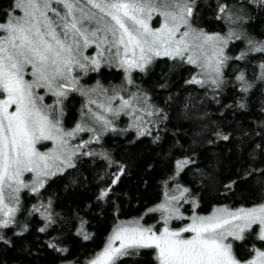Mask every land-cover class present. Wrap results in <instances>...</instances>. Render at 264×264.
Segmentation results:
<instances>
[{
  "label": "snow or ice",
  "instance_id": "snow-or-ice-1",
  "mask_svg": "<svg viewBox=\"0 0 264 264\" xmlns=\"http://www.w3.org/2000/svg\"><path fill=\"white\" fill-rule=\"evenodd\" d=\"M161 64L167 72L154 80ZM113 70L119 82L105 83ZM177 76L183 92L172 90ZM229 88L237 95L221 105ZM206 102L221 105L222 119ZM254 109L255 127L240 120ZM220 143L228 158L206 159ZM141 145L152 157L145 174L159 183L152 206L132 215L126 182L140 171L132 146ZM225 165L235 178L218 177ZM253 180L264 192V0H10L0 9V264H16L9 253L27 264L49 254L59 264H264V202L201 214L206 196L227 200ZM93 221L111 231L82 262L73 238L92 240Z\"/></svg>",
  "mask_w": 264,
  "mask_h": 264
},
{
  "label": "trees",
  "instance_id": "trees-1",
  "mask_svg": "<svg viewBox=\"0 0 264 264\" xmlns=\"http://www.w3.org/2000/svg\"><path fill=\"white\" fill-rule=\"evenodd\" d=\"M10 3V0H0V9L6 8L8 4ZM160 63L159 61L157 62ZM258 63V61H253V66H255ZM258 71V69H257ZM162 72H167V68L164 67L162 64L155 68L154 77L153 79H158L161 76ZM249 74H251V69H249ZM120 74L115 72L113 70L112 72H106L105 78L113 77V78H119ZM119 80H117V83ZM186 86L183 85L182 80L179 76L176 77V79L172 82V90L173 91H180L183 92L184 88ZM195 87V86H191ZM199 94L201 98H203V90L196 89V92L193 93V95ZM236 93L232 89H227L225 93L220 97L221 105L231 104L233 103V100L236 97ZM76 99V97H75ZM221 105H217L212 102H206V107L209 113H211L214 117L217 119H222L219 117V113L217 109H220L221 111L223 108ZM75 105V100L72 104L69 105L68 108V116L66 117V120L69 122L77 115V109ZM225 115L229 116V120L223 121L224 126H227L229 123L232 122L233 117L231 116L230 112H226ZM239 116V113H237ZM259 109H254L253 113L251 115L241 116L240 120H243L245 124H252L253 127L257 123H259ZM239 123V121H236ZM122 138H116L113 139L111 148L112 151L118 155L123 156L124 153L121 151V147L119 144V140ZM134 151L143 153V159L140 162V171L136 173V175L129 178V180L126 182V191L129 192V194L134 198L133 203L131 205L132 207V215L141 214L143 210L147 207H151L153 200H154V193L156 191V187L158 185V181L154 179L150 174H145V166L146 164L151 160V156L147 151V148L145 145H141L139 148H136V146H132ZM214 151L208 152L206 154V159H210L214 162V159L217 155H223L225 159L229 156V150L225 143H220L217 145L212 146ZM220 179L227 180L229 176L231 175L232 178H235V173L232 172L231 165H225L222 170L217 174ZM142 179H148L149 180V186L146 187L142 183ZM94 187V185L89 186V189L86 193H82V195H92L91 188ZM231 198L225 200L222 197H219L217 194L213 193L212 195L206 196L205 200L202 202V211L201 212H209L211 211L212 207L216 205H223L227 204L229 206H245V207H251L255 203L264 202L262 200V196H264V192L260 189V184L258 180H253L250 184L244 185L242 188L236 189V195L233 197L231 193L229 194ZM135 197H141V199L137 200ZM87 202V201H85ZM72 207H75V204L71 205ZM60 211L61 209H57ZM130 217V216H129ZM128 217H122V219H126ZM93 226H90L88 228V231L92 233H96V235L93 237L92 240L89 241H83L80 238L74 237L73 239H76L79 241V243L74 248V257L78 255L81 258V261L88 257L94 255L96 252H99L101 248L103 247V243L107 237V234L111 231L110 222L107 225H104L103 222L100 224H96L95 221L92 222ZM74 232L75 229H72ZM40 244L43 243V240L39 241ZM35 251V249H33ZM9 260L16 262V264H27L29 260H31V257H25L23 255H20L18 253H9ZM40 264H59V261L54 260V256L52 254L47 255L46 257H41Z\"/></svg>",
  "mask_w": 264,
  "mask_h": 264
},
{
  "label": "rangeland",
  "instance_id": "rangeland-1",
  "mask_svg": "<svg viewBox=\"0 0 264 264\" xmlns=\"http://www.w3.org/2000/svg\"><path fill=\"white\" fill-rule=\"evenodd\" d=\"M120 77V76H119ZM117 80H119V78H113V77H108V78H104V82L105 83H108V82H112V83H117ZM91 83H95V81L93 80V81H91ZM81 99L82 98H80L78 95L76 96V99H75V105L77 106L76 107V109H79V107H80V101H81ZM74 119V118H73ZM73 119L72 120H70L69 122H68V126H70L71 124H72V122H73ZM126 119V118H125ZM210 212V211H209ZM209 212H201V214H208ZM129 218H131V217H128V218H126V219H129ZM145 220H147V222L148 223H155V221L154 220H152L151 218H149V217H145ZM88 257H91V256H88ZM87 258V257H86ZM85 259V258H84ZM83 259V260H84ZM83 260H82V262H83Z\"/></svg>",
  "mask_w": 264,
  "mask_h": 264
}]
</instances>
